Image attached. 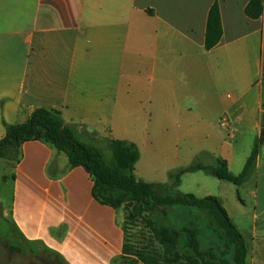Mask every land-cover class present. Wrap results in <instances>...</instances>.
Listing matches in <instances>:
<instances>
[{
    "label": "crops",
    "instance_id": "0c3cea01",
    "mask_svg": "<svg viewBox=\"0 0 264 264\" xmlns=\"http://www.w3.org/2000/svg\"><path fill=\"white\" fill-rule=\"evenodd\" d=\"M249 2L0 0V140L2 123L23 124L42 108L58 112L83 143L135 144L134 175L139 170L147 183L167 184L170 172L198 156L205 165L225 160L239 175L264 114V3L252 20ZM214 3L222 36L206 51ZM189 134L198 137L192 144ZM62 155L38 141L21 146L11 176L12 225L63 264H114L124 245L116 213L92 197L89 175L68 168ZM151 158L157 164L148 171ZM208 177L185 174L178 188L197 179L202 195L193 196L217 198L245 240L247 264H264V147L241 186ZM244 198L253 199L248 224Z\"/></svg>",
    "mask_w": 264,
    "mask_h": 264
},
{
    "label": "trees",
    "instance_id": "16d2710c",
    "mask_svg": "<svg viewBox=\"0 0 264 264\" xmlns=\"http://www.w3.org/2000/svg\"><path fill=\"white\" fill-rule=\"evenodd\" d=\"M262 3L264 0H250L245 8L246 17L258 19L262 14ZM221 36L219 6L214 3L206 21L205 50L213 49ZM261 83L264 85V74ZM2 125L5 136L0 140V160L16 164L21 157V146L38 141L56 153L64 154L68 168L82 167L86 171L93 183L92 197L115 211L124 233L120 259L131 253L126 231L128 224L136 221L155 245L153 250L144 254V264H247L245 240L219 200L211 196L199 199L191 194H181L177 189L183 175L198 171L236 187L245 183L255 169L260 149L264 147V114L260 120V135L254 141L239 175L229 172L225 160L217 158L212 165L195 160L170 172L167 184L145 183L136 179L134 169L140 153L135 144L99 139L94 143H83L76 130L64 124L58 112L36 109L23 124ZM159 191L166 193L160 195ZM173 206L195 210L196 213L191 212L182 219L194 220L198 225L189 223V227L181 229L168 226L165 220L169 219L168 209ZM121 214L126 224L119 223Z\"/></svg>",
    "mask_w": 264,
    "mask_h": 264
},
{
    "label": "rangeland",
    "instance_id": "374dc122",
    "mask_svg": "<svg viewBox=\"0 0 264 264\" xmlns=\"http://www.w3.org/2000/svg\"><path fill=\"white\" fill-rule=\"evenodd\" d=\"M145 119L146 118L142 116L141 120L144 121ZM162 136L159 138V140H164ZM196 137L197 136L193 137L191 136V134H189L187 139L188 144H192V142H195L194 140H196ZM142 153L144 156L143 148ZM62 156L65 158L64 155ZM195 160L203 161L201 156L194 158L193 161ZM193 161H191L188 165H190ZM147 162L148 171H151V169L154 168L155 164H157V162H153L152 158L150 160H147ZM178 163H180L181 165H186L187 161H180ZM12 169V162L0 160V264H63L57 257L49 253L48 251H45L42 247L23 241L12 225L9 214L12 197ZM135 177H137L138 180L144 179L142 181H144L145 183L150 181L140 176L139 170L137 171V175L135 172ZM208 178V180L216 182L213 177ZM198 184V180L194 178H191L189 182L184 180L183 185L181 186V188H178V190L182 193H190L192 195L200 197L199 195L202 194H200L201 192H198L197 190ZM165 193V191H159L160 195H165ZM241 197H243L242 194ZM244 200L248 212V216L245 217V221L248 224L250 223L251 214L253 213V199L244 198ZM191 212L196 213V211L191 208L173 206L171 209H168L169 219H166L165 223L168 226H172L176 229L189 227V223H195L198 225V222L194 220L182 219L184 216L189 215V213ZM233 217L234 222L239 225V217L234 214ZM124 218L125 217L123 214L118 217V221L121 225L126 224ZM126 232L128 243L132 248L131 253L129 256L119 259L114 264H144V259H142L146 257V255L144 254H146L150 250H153V248H155V245L152 243L147 231L141 225L136 223V221L128 224ZM202 248L204 249L203 246Z\"/></svg>",
    "mask_w": 264,
    "mask_h": 264
},
{
    "label": "built area",
    "instance_id": "2783aa9c",
    "mask_svg": "<svg viewBox=\"0 0 264 264\" xmlns=\"http://www.w3.org/2000/svg\"><path fill=\"white\" fill-rule=\"evenodd\" d=\"M221 126H222V127H224V126H225V124H224V123H221Z\"/></svg>",
    "mask_w": 264,
    "mask_h": 264
}]
</instances>
